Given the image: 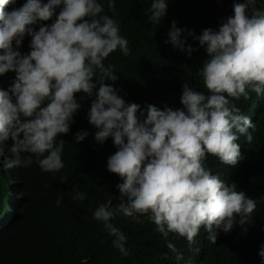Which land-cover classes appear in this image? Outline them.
I'll use <instances>...</instances> for the list:
<instances>
[{"label":"clouds","instance_id":"obj_1","mask_svg":"<svg viewBox=\"0 0 264 264\" xmlns=\"http://www.w3.org/2000/svg\"><path fill=\"white\" fill-rule=\"evenodd\" d=\"M15 4L16 0H0V157L5 170L35 162L42 172H59L64 167L65 141L57 137L69 132L81 107L75 94L83 93L94 97L87 118L96 129L95 141L103 144L111 137L116 147L106 167L122 180L116 185L119 202L115 207L99 204L92 218L113 238L112 246L121 257L130 252L127 236L111 222L117 215L134 223H142L144 217L163 237L175 234L189 246L200 229V240L215 244L219 231L227 233L235 224L250 220L257 203L248 197L252 194L247 183L258 170L242 179L244 189L237 190L212 174L205 160L214 156L228 164L229 172L240 158L235 141L241 135L252 139L248 129L255 125L232 100H247L254 92L259 101L264 92V9L256 7L257 0L234 3L233 15L218 30L206 28L199 35L188 31L207 53L196 74L209 95L185 83L180 97L183 108L175 110L150 104L141 109L137 103H126L112 84L105 83L118 79L105 59L117 50L125 57L131 51L113 18L115 0H107L113 17L104 14L101 0ZM167 5L168 0H151L148 21L159 25ZM50 19L51 23H42ZM35 25H40L38 30ZM184 31L173 20L164 42L190 55L194 49L185 48ZM26 35L31 37L30 51L22 54L18 49ZM10 71L15 78L4 89V74ZM87 135L79 131L74 139L80 142ZM9 139L11 146L6 144ZM11 189L3 223L9 220L4 217L8 201L14 208L17 199V185L11 184ZM258 193L264 198V190ZM72 199L83 200L85 194L77 192ZM166 247L177 264L184 261L176 244L168 240ZM258 255L264 264V243Z\"/></svg>","mask_w":264,"mask_h":264},{"label":"trees","instance_id":"obj_2","mask_svg":"<svg viewBox=\"0 0 264 264\" xmlns=\"http://www.w3.org/2000/svg\"><path fill=\"white\" fill-rule=\"evenodd\" d=\"M101 2L104 14L113 17L107 0ZM238 2L241 0H168L166 15L158 25L147 19L146 10L151 0H115L113 18L119 21L120 33L128 40L131 51L125 57L117 50L105 59V65L112 64L118 75L117 81L106 80L105 83L112 84L126 103H137L141 109L149 104L161 110L165 107L182 109L180 97L185 83L209 95L196 74L207 59V53L187 33L199 35L206 28L218 30L221 23L233 15V4ZM23 3L24 0H16L14 7ZM256 7L264 9V0H257ZM173 20L178 28L185 30L181 39L185 40V48L190 45L194 49L190 55L164 42ZM42 23L49 24L51 19ZM39 26L33 27L38 30ZM30 40L27 35L22 40L18 49L22 54L30 51ZM4 77L6 89L15 73L6 72ZM261 94L259 101L254 92L247 100L243 97L232 100L255 125L254 129H248L251 141L245 135L235 141L240 146L236 166L228 172V164L216 157L208 155L205 160L212 174L225 186L234 184L237 190L243 188L242 179L258 170L252 182L247 183L252 194L248 197L257 203L250 220L244 225L235 224L227 233L219 231L215 244L208 239L201 241L200 229L195 242L189 246L184 238L175 234L163 237L144 217H141L142 223H134L130 218L117 215L111 222L127 236L126 247L130 252L127 257H121L112 246L113 238L92 218L99 204L108 205L114 199L109 206L115 207L119 202L116 185L122 180L106 167L107 158L114 154L116 147L111 137L103 144L95 141L96 129L87 118L94 97L76 93L81 107L73 116L69 132L57 137L65 141L64 167L59 172H42L35 162L27 168L5 170L3 157H0V225L4 226L0 230V264H81L85 257L86 264H177L174 254L166 247L168 240L184 254L180 264L185 261L189 264H260L259 246L264 243V198L258 196V191L264 190V92ZM79 131H87L88 135L76 142L74 136ZM6 144L11 146V139ZM11 184L18 187L17 199L14 208L8 201L4 217L9 220L3 223L6 197L12 193ZM77 192L84 193L85 199L73 200Z\"/></svg>","mask_w":264,"mask_h":264},{"label":"bare ground","instance_id":"obj_3","mask_svg":"<svg viewBox=\"0 0 264 264\" xmlns=\"http://www.w3.org/2000/svg\"><path fill=\"white\" fill-rule=\"evenodd\" d=\"M113 200H114V199H112V200L108 203L107 206H109V205L113 202ZM2 228H4V226L0 225V230H1Z\"/></svg>","mask_w":264,"mask_h":264}]
</instances>
